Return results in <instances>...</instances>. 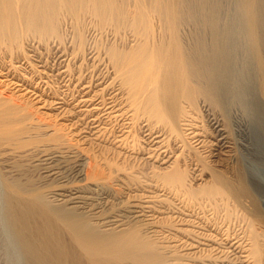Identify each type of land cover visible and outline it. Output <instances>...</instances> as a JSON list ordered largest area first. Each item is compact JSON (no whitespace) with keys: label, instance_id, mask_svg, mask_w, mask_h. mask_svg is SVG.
Wrapping results in <instances>:
<instances>
[{"label":"bare ground","instance_id":"6f19581e","mask_svg":"<svg viewBox=\"0 0 264 264\" xmlns=\"http://www.w3.org/2000/svg\"><path fill=\"white\" fill-rule=\"evenodd\" d=\"M262 74L264 0H0V264H264Z\"/></svg>","mask_w":264,"mask_h":264},{"label":"rangeland","instance_id":"374dc122","mask_svg":"<svg viewBox=\"0 0 264 264\" xmlns=\"http://www.w3.org/2000/svg\"><path fill=\"white\" fill-rule=\"evenodd\" d=\"M263 77V79H264V75L262 74V76H261V78ZM70 172H68L67 174H69ZM68 178V180L70 179L71 181H74V174L71 172L70 174H69V176L67 177ZM73 178V179H72Z\"/></svg>","mask_w":264,"mask_h":264}]
</instances>
